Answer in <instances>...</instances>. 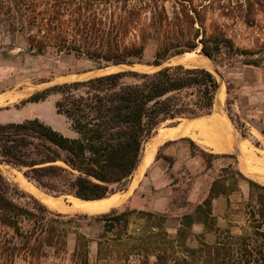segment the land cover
<instances>
[{"label":"trees","instance_id":"1","mask_svg":"<svg viewBox=\"0 0 264 264\" xmlns=\"http://www.w3.org/2000/svg\"><path fill=\"white\" fill-rule=\"evenodd\" d=\"M217 9L225 17H240L252 25L258 12L264 11V0H0V32L9 37L12 50L19 48L30 56L73 55L92 64L85 74L104 72L54 85L24 100L23 104L40 103L58 95L56 111L68 120L76 136H65L39 119L0 123V165L19 170L54 198L98 201L126 191L147 142L163 124L204 118L215 110L220 83L212 71L166 64L200 50L222 74L235 59L253 54L236 46L217 23L207 26L208 15ZM152 41L158 49L154 60L146 62L145 52ZM243 63L260 65L254 59ZM138 65L156 70L142 72L135 69ZM109 68L119 69L105 71ZM232 91L229 86L226 112L248 139L246 124L233 110ZM181 141L189 145L192 157L205 161L207 170L214 168L217 159L234 160L221 168L207 197L196 207V221L215 232L217 240L214 244L202 240L196 249L183 246L182 264H264V185L240 171L235 154L207 152L191 138ZM157 158L174 165L162 149ZM243 185L249 190L250 231L233 235L217 228L212 205ZM14 196L29 201L19 204ZM133 213L114 208L95 216L53 212L0 170V264H15L25 256L41 258L57 247L68 254L70 225L78 220L100 224L103 234L122 231L115 238L119 242ZM194 223L191 214L183 217L185 229ZM185 231L179 230L177 240H168L164 251L148 244L141 264H180L171 251L180 247ZM162 235L168 238L166 232ZM76 241L72 256L80 264H89L90 240L78 234Z\"/></svg>","mask_w":264,"mask_h":264},{"label":"rangeland","instance_id":"2","mask_svg":"<svg viewBox=\"0 0 264 264\" xmlns=\"http://www.w3.org/2000/svg\"><path fill=\"white\" fill-rule=\"evenodd\" d=\"M214 22L223 28L227 35L233 39L236 46L243 50L253 52L251 56L235 59L231 65L224 67L221 71L223 78L215 74L220 83V88L221 86L225 87V100L223 103H220L217 108L215 107L214 112L225 119H229L226 112V102L229 98L228 87L231 86L233 88L231 94V99L234 101L233 110L238 114L249 130L250 135L248 140L251 143L252 149L261 156L262 152L259 149H264V11L258 12L254 24L247 25L242 18L225 17L222 12L217 9L214 13L208 15L207 26H211ZM12 48L13 46L9 37L6 36L5 33L0 32V123H20L27 120L39 119L65 136L75 137L76 134L72 131L68 120L59 115L56 111V102L60 98L58 95H52L45 102L40 103L23 104L22 102L34 93L43 91L54 85L86 80L104 72L85 74L84 72L89 70L92 64L87 60L77 59L73 55L63 54L57 56L55 53H49L45 56H30L23 53L19 48L15 50H12ZM157 49L158 43L156 41H152L147 46L145 52L146 62H152L154 60ZM253 59L259 62L260 65L258 67L245 65L243 63L245 60ZM178 64H182L188 68L201 67L212 72L215 71L213 63L207 57L201 55L200 50L176 57L170 60L166 65ZM135 69L142 72L156 70L153 67L141 65L136 66ZM42 80H51V82L41 84L40 82H42ZM230 125L233 133H235L238 138H241L242 136L237 127L232 122ZM191 126L190 122L188 123L186 120L167 122L157 130L155 136L161 131L175 130L180 134V136H178L179 134L176 136V139H180L186 136L182 134L181 131L183 132L185 129L192 131ZM191 133L193 135L198 132L192 131ZM187 135L191 136L190 134ZM195 142L207 152H212L211 148L207 146L204 147V145L200 144L197 140ZM258 142L261 144L260 147L256 146ZM185 145L189 147L187 143H185ZM233 154L238 156L237 153ZM197 159L199 162L198 167L193 166L192 169L183 167L178 170V173L181 175L180 178L175 179L176 175L173 169L166 171L170 179H172L171 182L175 181L179 183V187L176 189L174 195V203L176 206L171 205V212L178 214L179 212H184V215L191 214L195 221L198 218L196 213L198 204L194 205L189 202L199 201L208 189L210 179L217 178L221 168L227 167L234 162L233 159H217L214 161V168L205 176L208 171L206 169V163L200 156H198ZM0 170L8 180L18 184L24 189L20 180L21 177H24L22 172H18V170L7 165H0ZM259 176L260 180L264 182V174ZM173 178L175 180H173ZM143 181H145L144 176L141 178L140 182ZM243 188L248 189V186L243 185L240 191L234 194L235 204L232 207L231 214L242 213V221L245 222L243 232H246L250 231V223L247 215V205L250 202V198L249 196L247 198L241 197ZM134 190L128 196L133 195ZM70 197L71 196L61 197V204L69 206L72 201ZM13 198L17 203L23 205L29 201L17 196ZM128 202V199H125L122 205L114 208L119 212H134L129 216V226L127 231L123 232L121 241L115 242L116 235L122 232L120 230L114 233L103 234V229L100 224H92L91 220H78L70 225V232L67 237L68 254L63 253L62 248L57 247L56 249L50 250L41 258L25 256L19 258L15 264H80V259L72 256L76 248L78 234H83L90 240L89 264H141L146 256V246H148V244L159 246V248L164 251L168 240L178 239V236L172 237L166 227V221L171 213L164 215L161 213L131 209ZM182 206L184 208L178 210L177 207ZM50 209L53 210V212L69 216H75L77 214L84 215V213H62L55 209ZM110 211L101 214H106ZM150 213L152 216H149ZM178 221L181 224L180 229L186 230V237L184 240H180V247L175 246L177 245L175 244V249L171 252L174 261L182 264L183 246L189 248V241L193 239V236L191 229H185V227H183V216L178 218ZM176 224L177 221L175 220L170 223L171 226H175ZM163 231L168 234V238L162 235ZM99 242L102 244L101 253H99ZM141 246H144L143 249ZM154 261L155 258L151 257V262ZM172 264H175V262H172Z\"/></svg>","mask_w":264,"mask_h":264},{"label":"crops","instance_id":"3","mask_svg":"<svg viewBox=\"0 0 264 264\" xmlns=\"http://www.w3.org/2000/svg\"><path fill=\"white\" fill-rule=\"evenodd\" d=\"M189 120V119H187ZM183 138H191L194 140L195 138L191 136H183ZM180 139H166L162 143L159 144L158 150L156 152L155 158L148 168V170L144 174L143 182H140L136 189L134 190V194L128 196V204L131 209H138L140 211H148L153 213H161L167 215L171 213L166 221V227L169 234L172 237H177L181 224L178 221V218L184 217V212L173 213L171 212V205L176 206L174 203V195L176 189L179 187V183L172 181L170 179L169 174L166 173L167 170L173 169L175 171L176 178H180L181 175L178 173L179 169L183 167H188V169H192L193 166L198 167V159L197 157H192L189 147L185 145V142ZM248 140L243 137L235 144L232 152L228 153H215V154H238V167L240 171L246 175L248 178H251L262 185L264 182L260 180L259 175H255L252 173H248L243 169V157L241 152V141ZM196 141V140H194ZM249 141V140H248ZM169 143V144H167ZM197 143V142H196ZM205 146V145H204ZM232 147V144H231ZM162 149L163 154L168 157H172L174 159V165L172 167L164 159L157 158L159 151ZM262 153H264V149H259ZM146 152V151H145ZM147 154V153H146ZM257 157H261L255 152ZM146 158V157H145ZM143 158V160L145 159ZM142 160V162H143ZM142 162L140 166L142 165ZM139 166V167H140ZM12 168V167H11ZM203 168V167H202ZM14 169V168H13ZM17 170V169H15ZM138 170V169H137ZM211 170H208L205 174L207 176ZM18 172H20L18 170ZM251 174V175H250ZM173 178V180H175ZM215 178L210 179V185ZM210 185L208 189L205 191L204 196L197 202L190 201L189 203L202 204L205 198L207 197L208 191L210 189ZM130 186V185H129ZM128 186V189H129ZM127 189V190H128ZM41 190V189H40ZM126 190V191H127ZM121 192V193H125ZM120 194V193H118ZM249 196V190L243 188V192L241 197L247 198ZM234 197L232 196L224 197L221 196L213 201L212 211L213 216L216 218V226L220 230H230L233 235H241L243 233L244 221H242V213L231 214L232 207L234 206ZM246 200V199H245ZM41 201V200H40ZM178 210H182L184 207H177ZM181 213V214H180ZM181 215V216H180ZM189 215V214H186ZM177 221L175 226H171L170 223L173 221ZM191 232L193 239L189 241V246L193 249H196L200 246V241H205L208 244H214L217 240V234L215 232L208 231L205 225L199 221H195L193 226L191 227Z\"/></svg>","mask_w":264,"mask_h":264},{"label":"bare ground","instance_id":"4","mask_svg":"<svg viewBox=\"0 0 264 264\" xmlns=\"http://www.w3.org/2000/svg\"><path fill=\"white\" fill-rule=\"evenodd\" d=\"M114 69L116 70L117 68H112V71ZM224 100H225V87L221 86L215 107L217 108V106L220 103H223ZM226 119L220 116L219 114H216V112H213L212 115L204 118L189 119V120L182 119V120H186L188 123L190 122V124L193 126V127L191 126L192 131L193 132L196 131L198 133H194L192 135L191 133L192 131H190L189 129H185L183 132L181 131V133L185 134L186 136H188L187 134L192 135L195 138L194 140H197L200 144L211 148V150L215 153L232 152L235 144H237L240 138H238V136H236L235 133H233V130L230 125L231 122L229 119H227L230 122L229 123ZM178 134H179L178 131L175 130L161 131L153 139H151L146 145V152L143 157L146 158L144 160L142 159L143 160V162L141 161L142 165L132 176L129 189L125 193L115 194L103 200L84 201L75 197H70L72 198V201L70 202L69 206H66L61 204L60 202L61 198H54L52 196H49L48 194L40 190L37 186H35L33 183L29 182L26 178L21 177L20 180L22 182L23 188L27 192L37 197L48 207L55 209L59 212L62 213L78 212L88 215L105 213L113 208H117L118 206L122 205L123 201L127 199L128 195L137 187L141 178L144 176L145 172L151 166L155 158L156 152L158 150L159 144L166 139L176 138ZM178 136H180V134ZM241 142H242L241 152L243 157L242 160L243 169L248 173L262 176L264 174V153H262L261 157H257L255 155V151L252 149L251 143L248 140H244Z\"/></svg>","mask_w":264,"mask_h":264},{"label":"water","instance_id":"5","mask_svg":"<svg viewBox=\"0 0 264 264\" xmlns=\"http://www.w3.org/2000/svg\"><path fill=\"white\" fill-rule=\"evenodd\" d=\"M117 69H119V68H117ZM110 70H112V68L106 69L105 71H110ZM213 73L216 74V75H218L219 77L223 78V76L221 75V73L219 71H217L216 69H215V71ZM237 154H239V152H237Z\"/></svg>","mask_w":264,"mask_h":264}]
</instances>
